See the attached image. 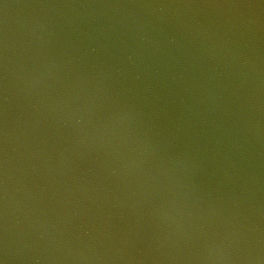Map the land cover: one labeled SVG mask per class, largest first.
<instances>
[{"label": "water", "instance_id": "water-1", "mask_svg": "<svg viewBox=\"0 0 264 264\" xmlns=\"http://www.w3.org/2000/svg\"><path fill=\"white\" fill-rule=\"evenodd\" d=\"M0 264H264V0H0Z\"/></svg>", "mask_w": 264, "mask_h": 264}]
</instances>
